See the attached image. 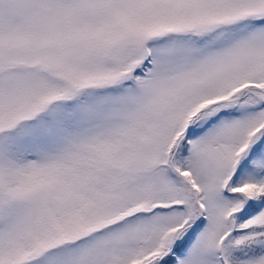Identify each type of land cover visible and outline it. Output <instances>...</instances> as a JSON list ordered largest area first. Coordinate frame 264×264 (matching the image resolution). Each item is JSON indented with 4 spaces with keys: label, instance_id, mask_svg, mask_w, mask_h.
I'll return each mask as SVG.
<instances>
[{
    "label": "snow or ice",
    "instance_id": "obj_1",
    "mask_svg": "<svg viewBox=\"0 0 264 264\" xmlns=\"http://www.w3.org/2000/svg\"><path fill=\"white\" fill-rule=\"evenodd\" d=\"M0 264H264V0H0Z\"/></svg>",
    "mask_w": 264,
    "mask_h": 264
}]
</instances>
